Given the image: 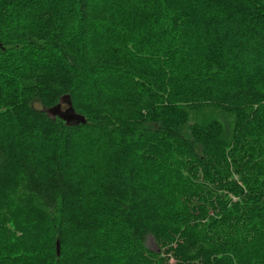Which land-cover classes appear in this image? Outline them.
<instances>
[{
	"label": "trees",
	"instance_id": "obj_1",
	"mask_svg": "<svg viewBox=\"0 0 264 264\" xmlns=\"http://www.w3.org/2000/svg\"><path fill=\"white\" fill-rule=\"evenodd\" d=\"M0 264H264V0H0Z\"/></svg>",
	"mask_w": 264,
	"mask_h": 264
},
{
	"label": "water",
	"instance_id": "obj_2",
	"mask_svg": "<svg viewBox=\"0 0 264 264\" xmlns=\"http://www.w3.org/2000/svg\"><path fill=\"white\" fill-rule=\"evenodd\" d=\"M47 116L51 118H58L64 122L67 126H76L78 124H84V117L75 112L67 96L59 99V102L50 107L44 109ZM55 254L58 255V245L55 246Z\"/></svg>",
	"mask_w": 264,
	"mask_h": 264
},
{
	"label": "rangeland",
	"instance_id": "obj_3",
	"mask_svg": "<svg viewBox=\"0 0 264 264\" xmlns=\"http://www.w3.org/2000/svg\"><path fill=\"white\" fill-rule=\"evenodd\" d=\"M145 246L148 249H150V250H153V251H156L157 250V248H156V246L154 244V241H153L152 237L149 236V235L145 238Z\"/></svg>",
	"mask_w": 264,
	"mask_h": 264
},
{
	"label": "snow or ice",
	"instance_id": "obj_4",
	"mask_svg": "<svg viewBox=\"0 0 264 264\" xmlns=\"http://www.w3.org/2000/svg\"><path fill=\"white\" fill-rule=\"evenodd\" d=\"M56 243H57V245H58V244H59V241L57 240Z\"/></svg>",
	"mask_w": 264,
	"mask_h": 264
}]
</instances>
